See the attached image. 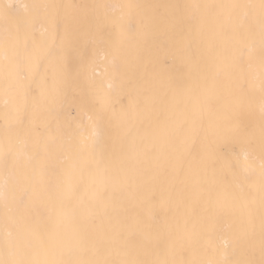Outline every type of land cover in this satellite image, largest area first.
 Masks as SVG:
<instances>
[{"label":"snow or ice","instance_id":"snow-or-ice-1","mask_svg":"<svg viewBox=\"0 0 264 264\" xmlns=\"http://www.w3.org/2000/svg\"><path fill=\"white\" fill-rule=\"evenodd\" d=\"M0 264H264V0L0 3Z\"/></svg>","mask_w":264,"mask_h":264},{"label":"bare ground","instance_id":"bare-ground-1","mask_svg":"<svg viewBox=\"0 0 264 264\" xmlns=\"http://www.w3.org/2000/svg\"><path fill=\"white\" fill-rule=\"evenodd\" d=\"M31 3L32 0H0V3ZM66 2H76V3H111L118 2V0H66ZM119 2H128V0H119ZM136 3L140 4H162V3H183L184 0H134ZM4 97L0 95V107L3 106Z\"/></svg>","mask_w":264,"mask_h":264}]
</instances>
